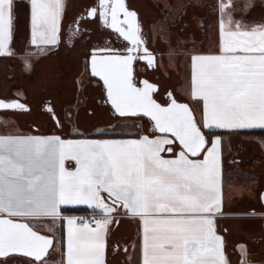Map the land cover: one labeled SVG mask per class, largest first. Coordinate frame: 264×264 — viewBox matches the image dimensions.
Masks as SVG:
<instances>
[{
	"label": "snow or ice",
	"instance_id": "6c2138e0",
	"mask_svg": "<svg viewBox=\"0 0 264 264\" xmlns=\"http://www.w3.org/2000/svg\"><path fill=\"white\" fill-rule=\"evenodd\" d=\"M219 7L223 15L230 2ZM63 9V0H30L31 45L43 51L41 46L57 44ZM86 16H99L130 45L124 51L94 49L91 76L103 81L115 113L150 118L160 136L66 140L0 135V260L22 255L45 264L53 238L20 221L63 220L62 206L83 204L101 215L80 223L66 218V264H105L110 226L118 223L114 214L121 208L142 222V264H230L216 224L224 214L222 140L209 139L202 128H264V24L245 27L228 14L220 22L219 54L191 57V97L202 101L201 127L187 103L169 93L162 105L153 96L157 85L144 79L137 86L135 62L153 67L155 56L126 0H97ZM13 22L14 0H0V55H13ZM79 34L78 27L72 29V37ZM25 66L30 67L27 60ZM7 110L27 108L18 99L0 98V111ZM48 111L59 124L54 110ZM177 142L181 150L174 153ZM201 154L202 160L190 158ZM68 160L75 162L74 170L66 168ZM237 249L239 264H251L247 246Z\"/></svg>",
	"mask_w": 264,
	"mask_h": 264
},
{
	"label": "crops",
	"instance_id": "0c3cea01",
	"mask_svg": "<svg viewBox=\"0 0 264 264\" xmlns=\"http://www.w3.org/2000/svg\"><path fill=\"white\" fill-rule=\"evenodd\" d=\"M92 0H84L73 3L70 10L63 9V15L60 22V33L63 26L70 21L74 14L83 10ZM234 1V0H230ZM236 1V2H235ZM236 7L232 9V2L227 9L234 21V12L239 10V6L243 9H248L247 15L257 16L252 24H246L242 20L238 21L245 27H251L258 24H264V0H235ZM234 3V5H235ZM239 3V4H238ZM248 5V6H246ZM245 12V11H244ZM263 15V16H262ZM226 16V13H225ZM220 20L223 17L219 18ZM225 19V18H224ZM251 25V26H250ZM18 26L19 29L15 27ZM30 27V29H29ZM26 29V32H25ZM12 36H31L30 23V0H14V22ZM220 36V32H219ZM46 46V45H45ZM220 40L218 46L205 49L202 52L193 55H209L219 54ZM191 79H192V63H191ZM7 88V87H6ZM24 93H33L35 86H29L24 81L20 86ZM5 86L0 85V94L4 93ZM39 89V88H38ZM192 84L190 82V94ZM192 98V97H191ZM192 103L187 101L193 108L196 119L201 122L202 127V101L192 98ZM22 114H14L10 112L0 113V135L4 136H60L62 139H141L143 136H148L150 139H155L160 136L157 132L154 133L144 124L143 128L135 124L129 129L106 127L101 131H70L61 132L52 127L47 130L33 127L26 121V117H21ZM131 119V118H128ZM123 124V123H122ZM121 124V125H122ZM39 125V124H37ZM106 124H104L105 126ZM108 125V124H107ZM108 128V129H107ZM203 129V128H202ZM209 131L207 137L214 139L220 136L221 145V172H222V201L223 215L217 218V231L224 236L226 247L225 252L230 264H239L240 254L237 246L244 244L247 246V259L251 264H264V201L261 200V195L264 194V128H247L239 130L213 128ZM261 131V132H259ZM263 131V132H262ZM179 153V151L174 152ZM165 158H172L168 153H162ZM192 159H203V154L198 157H190ZM68 170H74L76 164L74 161L68 160L65 162ZM61 215L65 218L61 220L56 218L41 217L36 219H22L29 223L31 221L42 222L51 221L54 227L61 233V244L59 250L63 256L64 264H66L67 253V219L68 217L77 220V214L86 211H99L89 205H66L62 206ZM121 214L118 218H114L110 226L108 236V246L105 252V264H142V222L138 217H133L127 214L125 210H120ZM255 212L256 215H248ZM55 245V244H54Z\"/></svg>",
	"mask_w": 264,
	"mask_h": 264
},
{
	"label": "rangeland",
	"instance_id": "374dc122",
	"mask_svg": "<svg viewBox=\"0 0 264 264\" xmlns=\"http://www.w3.org/2000/svg\"><path fill=\"white\" fill-rule=\"evenodd\" d=\"M75 1L78 2L79 0H63L65 10H70L71 5L76 3ZM234 1L131 0L137 10L145 16V19H147V28L151 34V36H149L150 41L158 56L159 72L150 75L151 79L164 83L163 85L165 86L172 85L178 96L192 103L190 94L191 57L193 54L202 52L205 49L207 50L218 46L220 40L219 32L221 22L219 18L223 17V19L225 18L226 20L228 15L227 10L225 11L226 16L225 14L222 15L219 6L221 3L227 4L232 2L231 8L234 9L237 5V3H235L236 1ZM247 10L248 9H243L242 6H239V10L234 12L236 18L235 20H242L246 24L254 23L258 17L251 14L247 15ZM15 28L19 29L18 26ZM30 39L31 36H12L10 41L12 45L11 47L15 46V49L11 50L13 52L12 58L7 55L0 57V70L2 66H7L6 73H3L2 70L0 71V85L4 86L9 83L8 88L14 94L25 98V93H23V90L20 88L22 81H24L27 85L29 81L31 80L30 82H32L34 78H36L35 80L39 78L40 81H56L54 75H56L57 72L60 74L61 68L68 69V67L71 69V73H68L70 78L72 77V79H75L76 77V80L79 82L82 80L81 84L83 82L85 84L89 79L91 81V77L86 71L83 75L79 76L83 68L86 69L85 60L83 58L84 55L82 52L78 50L75 51L74 49L64 51L62 50V46V48L58 47V44L41 46L43 48V51H41V48L31 45ZM56 48H60L61 51H59V56L56 57L57 62L55 65L57 66L50 71L49 69L52 64L46 63L45 59L47 58V55L49 53L51 54V51H54ZM52 55H54V53ZM26 60L29 62L30 67L25 66ZM33 68H35V70L34 73L31 74V70H33ZM72 70L74 71L72 72ZM36 75H38V78ZM57 80L60 81V78ZM58 81L55 82L56 84L51 85H53L55 90L59 93L60 84ZM41 83L45 82L41 81ZM64 84L65 82L62 85ZM81 84H79V87ZM89 86L87 87V90L78 88V91L75 92V88H71L66 91L64 95L62 93V96L67 98L64 103H70L65 106L68 113H73L77 110V106L84 101L87 93L88 98H92L94 92L91 89V84ZM66 87L63 86V88ZM41 90L43 92L44 86ZM33 93L35 94L36 92L34 91ZM0 97L3 98L4 94H0ZM115 121L117 125L114 123L116 125L114 127L118 128L120 124L119 128L122 130L132 128L135 124L144 129L143 125L147 124L144 119L133 117L131 119H115ZM103 123L106 125L104 126L103 124L94 128L84 126L83 124H73L69 129L73 132L86 130L90 131V129H93L94 131H101L109 125H107L106 121ZM30 225L39 232L55 237V245L49 255L44 259L45 264H64L63 256H61V252L59 250V246L61 244V233L57 230V227H54V224L51 223V221H31ZM5 264H33V261L29 259L23 260L22 258H17V256H12L5 262Z\"/></svg>",
	"mask_w": 264,
	"mask_h": 264
},
{
	"label": "flooded vegetation",
	"instance_id": "af4514ba",
	"mask_svg": "<svg viewBox=\"0 0 264 264\" xmlns=\"http://www.w3.org/2000/svg\"><path fill=\"white\" fill-rule=\"evenodd\" d=\"M97 3V0H92L88 5H86L83 10L80 12H77L74 14L73 18L68 21L62 28V31L60 33V36H58V47H61L62 50L68 51V50H78L82 52L84 55L85 65L86 69L83 68L80 75H83L84 72H88L90 79L81 84L82 80L80 82L75 79H72L68 76V73H71V69L68 67V69H60V74L57 72L56 75H54V78L56 81L60 78L59 84V93L57 90H55V87L53 86L56 84V81H49V80H41L37 76L34 78L32 82L29 81V86H35L37 85V88L35 89V94L30 93L29 95L25 93V98H22L16 94H14L9 88L8 84L4 85V97L3 99L10 100V99H20L24 103H26L29 106V110L25 111H14V110H7L3 112H10L14 114H22L21 117H24L23 121H26L28 124L32 125L33 127H39V129L47 130V128L52 127L55 130L66 132L67 130H70L69 128L75 124L80 125L83 124L84 126H89L90 128H94L99 125H103L104 121L107 122L108 127H112L114 123L116 122L115 119H123V118H130V117H120L118 116L114 109L111 107V105L108 103L107 100V92L106 88L103 84V82L97 78L91 76L90 72V56L94 49L96 48H111L116 49L120 51H124L129 45L128 41H125L122 37H119L117 33L111 28H109L107 25L103 23L101 18L99 16L95 18H87L86 13L87 10H89L91 7L95 6ZM127 7L130 10H134L138 13V21L142 29V38L144 39L146 46L149 50H151L152 53L156 54L157 57V66L149 67L146 62L144 61H137L134 64V78L137 82V85H140L141 80L143 78H147L148 80L156 83L159 85L158 91L155 92L154 96L155 98L162 104H166L169 102V93H173L175 98L181 102H187L186 100L182 99V97L178 96L177 93L174 90V87L171 85H163L164 83H161L159 81H154L151 79L150 75H153L156 72H159V64H158V56L155 51V49L152 46V43L150 41L151 34L149 33V30L147 28V19H145L133 4L131 0H126ZM71 26V29H70ZM79 28L80 34L76 37L71 36L72 29ZM11 42L9 43V49L14 50L15 46L11 47ZM59 51H61L60 48H56L54 51H51V56L48 54L47 58L45 59L46 63H51L52 66L49 69L52 71L57 62V58L59 55ZM54 53V55H52ZM11 56L12 55H7ZM0 57H4V55H0ZM45 57V56H44ZM49 57V58H48ZM4 59V58H3ZM8 59V58H7ZM83 63V62H82ZM5 65V64H4ZM1 70L3 73L7 72V66H2ZM0 70V71H1ZM35 68L31 70V74L34 73ZM78 70V69H76ZM59 71V70H58ZM74 70H72L73 72ZM63 74V75H62ZM162 78V77H161ZM38 81V84H37ZM65 82L64 85H62ZM6 84V83H5ZM53 84V85H51ZM79 84L80 87H79ZM91 84V89L94 92L92 98H88V93L86 95V98L84 101L77 106V110L73 113H68L67 109H65V106L67 104H70L69 102H65L67 100L66 97L62 96L65 94L66 91H68L71 88H75V92L78 91V88L87 90V87ZM44 86V90L42 92V88ZM63 86H68L66 88H63ZM7 87V88H6ZM90 87V86H89ZM39 88V89H38ZM67 89V90H66ZM46 91V92H45ZM86 92V91H85ZM24 93V90H23ZM1 98V97H0ZM70 100V99H69ZM72 103V102H71ZM51 108L54 110L55 117L59 118V124L54 119L53 114L49 113L48 109ZM132 118V117H131ZM134 118V117H133ZM39 124V125H37ZM147 128H149V125L147 124ZM93 129H90L92 131ZM150 130V129H149ZM151 131V130H150ZM157 132V131H156ZM181 150V146L176 143L173 145V151L177 152ZM120 210H123L122 208L119 209L117 212L118 214L121 213ZM118 218V217H117ZM17 256V255H12ZM10 256V257H12ZM9 258L6 260H0V264H5L6 261H8ZM17 258L29 259L33 261V259L26 258L23 256H17Z\"/></svg>",
	"mask_w": 264,
	"mask_h": 264
},
{
	"label": "water",
	"instance_id": "95a60500",
	"mask_svg": "<svg viewBox=\"0 0 264 264\" xmlns=\"http://www.w3.org/2000/svg\"><path fill=\"white\" fill-rule=\"evenodd\" d=\"M127 5V4H126ZM136 12V11H135ZM137 13V12H136ZM137 16H138V13H137ZM151 51V50H150ZM154 54V53H153ZM154 56H155V65L154 66H157V57H156V54H154ZM90 67V66H89ZM97 78H99V77H97ZM144 79H147V78H143L141 81H143ZM148 80V79H147ZM102 81V80H101ZM148 81H150V80H148ZM103 82V81H102ZM151 83H153V84H155V85H157V89H159V85L158 84H156V83H154V82H152V81H150ZM137 86H142V84H140V85H137ZM158 91V90H157ZM155 94V93H154ZM154 94H153V96H154ZM173 96H174V94L173 93H171ZM175 97V96H174ZM154 99L158 102V103H160L156 98H155V96H154ZM176 99V98H175ZM19 100V102H21V103H23L24 105H26V108H27V110H29V106L26 104V103H24L23 101H21L20 99H18ZM107 100H108V98H107ZM178 102H181V101H179V100H177ZM108 103L110 104V102L108 101ZM182 103H187L189 106H190V108L192 109V112H193V114H194V116H195V118H196V115H195V112H194V110H193V108H192V106L188 103V102H182ZM160 104H162V103H160ZM111 105V104H110ZM162 105H164V104H162ZM112 107V106H111ZM117 114V113H116ZM118 115V114H117ZM119 116V115H118ZM138 116H143V115H138ZM129 117H137V116H129ZM148 118V117H147ZM150 119V118H149ZM197 120V119H196ZM153 123V122H152ZM203 130V129H202ZM157 131V133L158 134H160L159 132H158V130H156ZM204 131V130H203ZM205 135H206V133H205ZM207 136V135H206ZM178 143V142H177ZM179 144V143H178ZM20 222H27V223H29L28 221H26V220H21ZM30 224V223H29ZM31 226V225H30ZM32 227V226H31ZM34 229V228H33ZM35 230V229H34ZM37 231V230H36ZM39 232V231H38ZM40 234H42V235H46V236H49V237H51V238H53V246L49 249V252H48V254H47V256L49 255V253H50V251L52 250V248L54 247V244H55V237L54 236H52V235H49V234H44V233H42V232H39ZM12 256V255H11ZM17 256H22V255H17ZM46 256V257H47ZM24 257V256H23ZM45 257V258H46ZM27 258V257H26ZM44 258V259H45ZM30 259H33V258H30Z\"/></svg>",
	"mask_w": 264,
	"mask_h": 264
},
{
	"label": "built area",
	"instance_id": "2783aa9c",
	"mask_svg": "<svg viewBox=\"0 0 264 264\" xmlns=\"http://www.w3.org/2000/svg\"><path fill=\"white\" fill-rule=\"evenodd\" d=\"M101 213L98 211H86V212H81L78 213L76 216L79 219V221H81V219H83L84 222H91V218L94 216H100ZM121 214L115 213L114 214V218L119 217ZM95 225L93 224V227Z\"/></svg>",
	"mask_w": 264,
	"mask_h": 264
},
{
	"label": "trees",
	"instance_id": "16d2710c",
	"mask_svg": "<svg viewBox=\"0 0 264 264\" xmlns=\"http://www.w3.org/2000/svg\"><path fill=\"white\" fill-rule=\"evenodd\" d=\"M134 118L144 119L145 122H147V124L149 125V128L148 129H150L152 132L156 133V130L153 129V123H152V121L149 118H147L145 116H137V117H134ZM259 132H261V131H259ZM205 133L208 135L209 131H205Z\"/></svg>",
	"mask_w": 264,
	"mask_h": 264
}]
</instances>
